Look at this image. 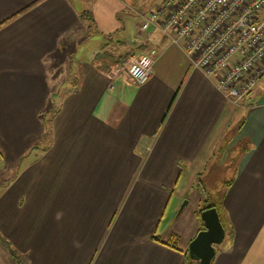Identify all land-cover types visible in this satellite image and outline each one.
I'll list each match as a JSON object with an SVG mask.
<instances>
[{"label":"crops","instance_id":"1","mask_svg":"<svg viewBox=\"0 0 264 264\" xmlns=\"http://www.w3.org/2000/svg\"><path fill=\"white\" fill-rule=\"evenodd\" d=\"M160 2L0 0V236L21 264H187L195 212L214 204L196 180L218 150L225 235L211 264H264V74L232 102L140 28ZM152 48L143 84L115 72ZM0 264H15L1 241Z\"/></svg>","mask_w":264,"mask_h":264},{"label":"built area","instance_id":"2","mask_svg":"<svg viewBox=\"0 0 264 264\" xmlns=\"http://www.w3.org/2000/svg\"><path fill=\"white\" fill-rule=\"evenodd\" d=\"M138 15L141 29L155 25L181 46L192 68L214 78L218 90L234 102L264 74V0H161ZM156 55L152 48L131 61L124 71L128 80L146 82Z\"/></svg>","mask_w":264,"mask_h":264},{"label":"rangeland","instance_id":"3","mask_svg":"<svg viewBox=\"0 0 264 264\" xmlns=\"http://www.w3.org/2000/svg\"><path fill=\"white\" fill-rule=\"evenodd\" d=\"M142 14H145L143 12H140ZM147 13V12H146ZM133 16V15H131ZM93 39H85L77 48L75 57H84L85 54L92 48V41ZM129 63L121 64L119 66V69L116 71L117 74L125 75L126 67ZM71 67V66H70ZM65 74V72H63ZM79 72L76 70V67L73 66V68H70V70L67 72V81L66 86L71 87L72 83L78 79ZM57 88H54V91ZM64 89V88H63ZM250 93V92H249ZM247 96V95H246ZM245 96V97H246ZM244 97V98H245ZM244 98L238 100V101H231L238 104L240 103ZM60 97L57 98V101L51 104H48L46 115L53 117L56 115V113L60 109ZM49 121V118L47 119V123ZM50 129L48 128L47 131L44 133L43 143H48L50 140V135L48 134V131ZM220 151L215 153V157H213L207 164V167L204 169L203 173L198 177L196 180V183L200 184L204 187L205 194L207 196V203H214L216 205V208L221 212V205H220V198L223 188L224 180L227 179L228 175V167L227 165H220L218 164V157H219ZM199 184V185H200ZM185 201V198L181 200L180 204ZM221 244L217 245V248H219ZM10 248L12 250L13 247L10 245ZM15 251V250H14ZM22 259V258H21Z\"/></svg>","mask_w":264,"mask_h":264},{"label":"water","instance_id":"4","mask_svg":"<svg viewBox=\"0 0 264 264\" xmlns=\"http://www.w3.org/2000/svg\"><path fill=\"white\" fill-rule=\"evenodd\" d=\"M185 203L186 200L179 205L176 215L182 211ZM200 220L203 228L188 243L187 255L197 264H211L216 253V246L223 241L225 231L215 206L202 209Z\"/></svg>","mask_w":264,"mask_h":264},{"label":"trees","instance_id":"5","mask_svg":"<svg viewBox=\"0 0 264 264\" xmlns=\"http://www.w3.org/2000/svg\"><path fill=\"white\" fill-rule=\"evenodd\" d=\"M84 18H86V17H85V13H84ZM208 206H214V204H211V205H202L199 209L196 210L195 214H196V217H197L199 220H200V212H201V210L204 209V208H206V207H208ZM200 221H201V220H200ZM201 229H202V228H201ZM201 229H200V230H201ZM172 240H176V238L173 237ZM0 241H1V242L6 246V248L8 249V251H9V253H10V255H11L13 261H14V263H15V264H21V263H22V259H21L22 257H21L17 252H15L14 250H12V249L10 248V244H9L4 238H2L1 236H0ZM165 243L168 244V245L173 246V243H172L171 241H166ZM185 253H186L187 264H197V263L195 262V260L191 259V258L187 255V252H186V251H185Z\"/></svg>","mask_w":264,"mask_h":264}]
</instances>
